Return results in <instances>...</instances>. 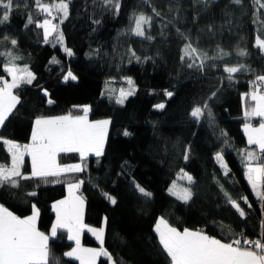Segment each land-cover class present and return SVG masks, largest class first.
Returning a JSON list of instances; mask_svg holds the SVG:
<instances>
[{
    "label": "trees",
    "instance_id": "trees-1",
    "mask_svg": "<svg viewBox=\"0 0 264 264\" xmlns=\"http://www.w3.org/2000/svg\"><path fill=\"white\" fill-rule=\"evenodd\" d=\"M119 4L117 11L103 0H71L69 16L60 26L64 45L73 52L69 56L52 39L44 41L43 29L36 23L48 16L37 9L35 0H13L9 20L0 24V52L10 50L20 57L17 66H27L35 79L13 90L20 103L0 127V164L11 165L3 140L28 143L38 117L82 115V108L74 106L87 105L89 120L109 119L110 125L101 156H88L84 161L75 152L58 156L60 165L80 163L83 171L64 173L55 178L56 183L34 178L19 180L17 188L0 187V205L20 218L30 216L35 205L37 228L49 234L53 203L65 197L69 183H80L84 223L104 228L103 247L117 264H170L154 231L161 218L177 230H201L224 242L242 240V234L243 239H264V201L252 196L245 176L247 153L256 150L246 144L242 132L245 123L256 122L244 117L243 106L251 91L249 81L264 74V53L254 46L257 38H264V9L253 0H242L239 5L215 0L207 8L194 5L193 0H119ZM141 12L153 17L152 26H145L151 40L131 32L133 17ZM29 16L33 23L25 27ZM11 39L17 40L16 46ZM187 43L200 55L216 56L218 49L229 55L205 60L203 70L189 68L193 61L181 60ZM239 50L247 55H238ZM54 58L59 63H51ZM5 62L0 56V76L8 78ZM239 64L247 70L227 80L224 66ZM69 70L77 80L64 81ZM126 78L134 82V95L123 104L104 97L106 84L122 85ZM165 90L174 95L166 97ZM213 92L216 96L209 100ZM206 101L211 117L205 113L196 122L190 112ZM160 103L165 105L163 110L153 107ZM125 130L131 135L124 136ZM217 153L223 157L227 174ZM181 171L193 181L186 185L193 193L187 203L169 192L173 183L182 184L178 180ZM21 172L31 174L28 159ZM137 184L151 196H143ZM222 188L239 203L243 217L227 203ZM261 188L264 190V184ZM30 192L36 195H28ZM81 243L98 246L87 232ZM49 247L51 264H77L64 256L73 247L65 230L58 231ZM97 264H108V260L102 257Z\"/></svg>",
    "mask_w": 264,
    "mask_h": 264
},
{
    "label": "snow or ice",
    "instance_id": "snow-or-ice-1",
    "mask_svg": "<svg viewBox=\"0 0 264 264\" xmlns=\"http://www.w3.org/2000/svg\"><path fill=\"white\" fill-rule=\"evenodd\" d=\"M215 0H193V4L202 5L207 8L208 5L214 3ZM233 4H241L242 0H230ZM71 0H56L52 3H42L41 0H35L37 9L46 16H53L55 11L59 14L60 22L63 23L69 16V5ZM104 5L112 6L117 11L120 8L119 0H103ZM253 3L259 8L264 9V2L262 0H253ZM0 24L6 23L10 18V13L13 9V0H0ZM156 16H160L155 8L152 9ZM134 27L131 29L133 35L151 40L150 35H146L145 26H152V16L144 13L135 14ZM33 23L31 16L28 17L27 24ZM98 23V22H97ZM36 27L43 29L44 41L49 42V38L56 33V42L59 43L67 55H73L70 48L64 47L63 33L59 31V26L54 24L50 19H44L42 23L37 22ZM211 30V29H210ZM179 35L187 39L183 33L177 29ZM8 40L7 36L3 37ZM10 43L13 46L17 45L16 39H11ZM255 47L261 53H264V38H257ZM184 55L181 60L185 58L192 60L188 63L189 68L196 67L203 70L205 60L223 59L229 53L223 49H218L216 56L209 57L207 53L203 55L198 54V49L193 47L191 43L184 45L182 50ZM135 56V53H132ZM240 56L247 55L245 50H239L237 53ZM0 56L6 58L4 64V71L11 77V82L0 76V126H3L9 115L13 112L16 105L20 103V98L14 93V89H18L25 84H32L35 75L24 66L20 68L15 63L20 57L15 56L10 50L7 52H0ZM139 60V57H136ZM147 59V58H146ZM199 61L196 64L195 61ZM51 63H59L55 58ZM247 70L245 65L239 64L236 66L225 65L223 71L227 73L226 79L232 81L235 73ZM65 82L69 80H77L71 70H69L63 77ZM129 88L127 90L120 89V95L116 100L117 104H123L124 101L134 95L135 86L131 78H126ZM251 91L248 94L250 99L254 102L251 111L245 112V116L255 115L264 117V75H257L255 81H250ZM44 95L47 96V90H44ZM164 95L171 98L174 93L165 90ZM216 96L213 92L208 98L211 100ZM51 104L53 101L48 100ZM81 107L83 115H72L71 113L56 117H38L32 127L31 143L26 145H19L9 140H3V143L8 146V151L11 154V165L0 164V187L8 185L12 188L19 187V180H28L38 178L41 181L48 183L59 182L57 179L64 173H76L84 170L82 164L60 165L57 162L59 153H79L81 161H84L88 154L92 153L99 157L103 154L104 143L107 137V129L110 120L89 121L88 113L90 107ZM157 110H163L165 105L163 103L153 106ZM208 114L211 117V110L206 101L203 106H195L190 116L199 122L201 118ZM244 132L248 138L249 145H255L259 149V154H264V122H261L258 128H253L249 124L244 125ZM124 136H129L127 130L123 133ZM31 157V174L24 175L21 172V165L24 163V156ZM258 153L249 151L247 159L249 163L246 165V176L249 184L252 186L253 192L257 197L264 201V190L261 185L264 184V161L253 165L252 161L257 159ZM185 160L188 159V150L184 153ZM216 159L220 162L222 168L227 174V166L223 163V157L220 153L216 154ZM192 183V177L184 174ZM19 178V179H17ZM50 178H52L50 180ZM68 197L64 200L58 201L53 205L56 212V222L51 227L50 235L45 234L37 229L36 220L39 212L35 205L32 208V214L26 218L13 215L7 208L0 206V264H51L50 240L57 237L58 231L66 229L68 239L74 240L76 247L71 251L65 252L64 256L74 257L80 261V264H96V258L100 256L107 257L109 264H117L113 257L103 247L104 228L99 229L88 227L83 223V204L82 197L77 196L76 192L79 190L80 183H69ZM137 190L143 196H151L139 184L136 185ZM175 185L169 188L172 195H177V198L187 203L192 199L193 193L190 188H184L179 193L174 191ZM222 191L223 188L221 189ZM28 195L35 196V192H30ZM106 198L115 204L114 197L105 193ZM224 196L227 203H229L240 216H244L245 212L240 207L236 200L224 191ZM244 202L247 203V198ZM264 227V224H262ZM87 228L96 236L100 242L99 249L82 248L80 245V234ZM163 251L167 254L170 264H264V239L250 240L234 239L231 242H222L220 239L209 236L201 230H190L185 228L183 231L171 227L163 218L159 219L154 227Z\"/></svg>",
    "mask_w": 264,
    "mask_h": 264
},
{
    "label": "crops",
    "instance_id": "crops-1",
    "mask_svg": "<svg viewBox=\"0 0 264 264\" xmlns=\"http://www.w3.org/2000/svg\"><path fill=\"white\" fill-rule=\"evenodd\" d=\"M9 76V75H8ZM4 79H6V80H8L9 82H11V77L9 76L8 78H4ZM106 85H108V84H106ZM105 85V86H106ZM254 105V102L250 99V97H249V95L248 96H246V98H245V100H244V106H243V115H244V117L245 118H247V119H254V120H256V122H247V124H249L251 127H253V128H258L259 126H260V124H261V122H264V117H259V116H255V115H249V116H245V112L246 111H248V112H250L251 111V108H252V106ZM83 115V114H82ZM88 120H89V118H88ZM89 121H98V120H89ZM246 124V123H245ZM244 124V125H245ZM110 125V124H109ZM244 125L242 126V132H243V134H244V138H245V141H246V144L248 145V146H252V147H254V149L256 150V153H258V156H257V159H255V160H259L260 159V155L261 154H259V149L258 148H256V146L255 145H249L248 144V138H247V136H246V134H245V132H244ZM1 127V126H0ZM108 135V134H107ZM31 136H32V131H31V134H30V139H29V142L28 143H26V144H30L31 143ZM106 139H107V137H106ZM105 143H106V140H105ZM105 143H104V147H105ZM16 144H18V143H16ZM26 144H19V145H21V146H23V145H26ZM6 147H7V149H8V146L6 145ZM104 151V150H103ZM76 153V152H75ZM60 154H62V153H59L58 154V156L60 155ZM78 155H79V153H77ZM11 155V154H10ZM58 156H57V162H58ZM80 156V155H79ZM88 156H93V157H97V156H95L94 154H92V153H90V154H88ZM88 156H86V157H88ZM25 159H28V162H29V165H30V169H31V157L30 156H28V155H25L24 156V160ZM253 162V165H255L256 163H259V162ZM59 164V163H58ZM78 164H80V163H78ZM69 165H72V164H69ZM62 166H64V165H62ZM21 168H22V165H21ZM21 170V169H20ZM32 170V169H31ZM246 171H247V168H246ZM246 171H245V176H246ZM246 180H247V183H248V185H249V188H250V192H251V194H252V196H254L255 198H258L257 197V195L255 194V192H253V189H252V186L249 184V182H248V179H247V176H246ZM180 191H178V193H179ZM68 195H69V193H68V187H66V195H65V197L63 198V199H61V200H64L66 197H68ZM76 195L77 196H80V197H82V199H83V201H84V198H83V196L80 194V187H79V190L76 192ZM61 200H59V201H61ZM58 202V201H57ZM57 202H55V203H53V205L54 204H56ZM53 205H52V211H53V213H54V222H53V224L56 222V212L54 211V209H53ZM1 206V205H0ZM84 210H85V201H84V204H83V223H84ZM21 219H23V218H21ZM159 220V219H158ZM157 220V221H158ZM37 223H38V217H37V220H36V226H37ZM157 223V222H156ZM85 224V223H84ZM86 225V224H85ZM87 226V225H86ZM155 227V226H154ZM38 229V228H37ZM63 230H65L66 232H67V230L66 229H63ZM180 231V230H179ZM183 231V230H182ZM50 232H51V230H50ZM50 232H49V234L48 235H50ZM84 232H87V233H89L96 241H97V243H98V246L97 247H86V246H83L82 245V243H81V240H82V235H83V233ZM206 234V233H205ZM103 237H104V234H103ZM72 242H73V247L72 248H74V247H76V244H75V241L74 240H71ZM222 242H224V241H222ZM80 245H81V247L82 248H94V249H99L100 247H101V245H100V242L96 239V236L95 235H93L91 232H88L87 231V228H85L82 232H81V234H80ZM71 248V249H72ZM71 249L70 250H68V251H71ZM67 251V252H68ZM66 257V256H65ZM106 258L107 259V257H104V256H100V257H97L96 258V264L98 263V261H99V259L100 258ZM66 258H68V259H70V260H72V261H75L77 264H80V261L79 260H77V259H75L74 257H66ZM108 264H109V261H108Z\"/></svg>",
    "mask_w": 264,
    "mask_h": 264
},
{
    "label": "rangeland",
    "instance_id": "rangeland-1",
    "mask_svg": "<svg viewBox=\"0 0 264 264\" xmlns=\"http://www.w3.org/2000/svg\"><path fill=\"white\" fill-rule=\"evenodd\" d=\"M53 23L57 24L59 26V31L61 32V29H60L61 22H60L59 14H57L56 21L53 22ZM56 35H57L56 33H53V35L50 37V39L53 40L54 44L59 45L61 47V45L56 42V39H55ZM64 47H65V45H64ZM122 88L125 89V90H127L129 88L127 80H125V83H123L122 85H120V84L119 85H113V84L106 85L105 93H104L105 96L104 97H106L107 99H109L111 101H114L116 103V100H117V98L120 95V89H122ZM100 120H109V119H100ZM108 130H109V125H108V129H107V134H108ZM185 173L186 172L181 171L179 173V175H178V178H179L178 180L180 181L179 183H182V184H178V183L175 182L170 187V188H172L173 185H175L174 191L177 192V193H178V191H181L184 188H188L186 185L190 184L189 181L187 180L186 176L184 175ZM187 175H189V174L187 173ZM173 196L177 197V195H173Z\"/></svg>",
    "mask_w": 264,
    "mask_h": 264
},
{
    "label": "built area",
    "instance_id": "built-area-1",
    "mask_svg": "<svg viewBox=\"0 0 264 264\" xmlns=\"http://www.w3.org/2000/svg\"><path fill=\"white\" fill-rule=\"evenodd\" d=\"M55 17H56V12L54 11V12H53V16H48V19L53 20ZM263 75H264V74H263ZM255 78H256V77H253L250 81H255ZM250 81H249V86H250V89H251ZM251 90H252V89H251ZM260 160H261V162L264 161V154H261V155H260ZM257 206H261V203H260V202H257ZM242 239H243V234H242ZM259 239H262V238H259ZM255 240H256V239H255Z\"/></svg>",
    "mask_w": 264,
    "mask_h": 264
}]
</instances>
